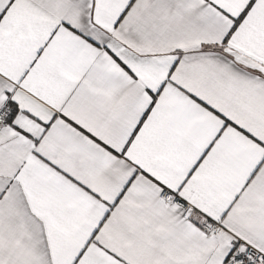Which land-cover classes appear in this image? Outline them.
<instances>
[{"label":"snow or ice","instance_id":"6c2138e0","mask_svg":"<svg viewBox=\"0 0 264 264\" xmlns=\"http://www.w3.org/2000/svg\"><path fill=\"white\" fill-rule=\"evenodd\" d=\"M0 264H264V0H0Z\"/></svg>","mask_w":264,"mask_h":264}]
</instances>
